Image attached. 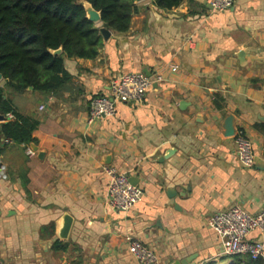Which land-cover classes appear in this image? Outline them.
<instances>
[{"label": "crops", "instance_id": "1", "mask_svg": "<svg viewBox=\"0 0 264 264\" xmlns=\"http://www.w3.org/2000/svg\"><path fill=\"white\" fill-rule=\"evenodd\" d=\"M211 1L136 2L129 30H109L97 57L65 58L64 90H7L39 124L35 142L18 144L0 121L4 264H140L129 238L153 248L157 264H231L208 218L235 205L264 209V0H235L226 11ZM140 71L162 79L142 102L118 101L114 115L90 121L92 97ZM230 117L253 142L250 168L227 134ZM110 165L144 191L128 211L108 205ZM66 215L72 225L61 238ZM250 238L264 240V231Z\"/></svg>", "mask_w": 264, "mask_h": 264}, {"label": "trees", "instance_id": "2", "mask_svg": "<svg viewBox=\"0 0 264 264\" xmlns=\"http://www.w3.org/2000/svg\"><path fill=\"white\" fill-rule=\"evenodd\" d=\"M84 0H0V115L1 131L18 144L35 142L39 120L22 115L7 90L43 93L64 90L71 76L65 58L93 59L103 45L101 27L126 32L138 11L136 0H86L101 12L100 25L87 17ZM163 9L179 7L184 0H152ZM62 48L61 54L52 50ZM9 114L13 117L9 118ZM8 117V118H7ZM56 246H61L56 243ZM231 264H264V256L231 257Z\"/></svg>", "mask_w": 264, "mask_h": 264}, {"label": "built area", "instance_id": "3", "mask_svg": "<svg viewBox=\"0 0 264 264\" xmlns=\"http://www.w3.org/2000/svg\"><path fill=\"white\" fill-rule=\"evenodd\" d=\"M235 0H212V8L226 11L234 6ZM176 70V66H172ZM160 74L144 72H129L114 77L110 83L109 93L93 96L90 101L89 118L96 120L103 116L116 113V103H140L145 99L147 91L154 82L160 81ZM13 117L12 114L8 115ZM236 154L240 163L250 168L255 164V153L251 138L242 130H236L234 135ZM29 153H33L28 148ZM109 176L107 191L108 205L115 212L128 211L143 199L144 191L139 185L130 182V177L115 166H106ZM6 167L0 157V179H7ZM208 224L219 235L222 242V252L232 257L237 254H249L253 259L264 256V240L251 239L255 230L264 231V209L252 214L240 205L214 213L208 218ZM128 247L140 264H157L159 257L155 250L140 239L129 238ZM0 264H4L0 256Z\"/></svg>", "mask_w": 264, "mask_h": 264}, {"label": "water", "instance_id": "4", "mask_svg": "<svg viewBox=\"0 0 264 264\" xmlns=\"http://www.w3.org/2000/svg\"><path fill=\"white\" fill-rule=\"evenodd\" d=\"M143 0H136V2H141ZM84 7H85V10H86V13H87V17L89 18V20H91L92 22L94 23H100L101 20H102V16H101V12L96 10L93 5L84 0L82 1ZM101 32L104 36V38H109L110 36V31L109 29L103 27L101 28ZM62 48H59L57 50H52V52L54 54H61L62 53ZM3 79V75L2 73L0 72V81ZM33 88V87H32ZM232 117L229 118V121H228V130H227V134L231 135V134H234V128H233V124H232ZM3 120V116L0 115V121ZM32 148L34 150H37V146L36 145H32ZM130 182L133 183V184H138V180L137 178H134V177H130ZM71 225H72V217L70 215H66L65 218H64V226L62 227L61 229V232H60V236L61 238H67L68 237V233L70 231V228H71ZM175 264H187V261H184V262H175Z\"/></svg>", "mask_w": 264, "mask_h": 264}]
</instances>
